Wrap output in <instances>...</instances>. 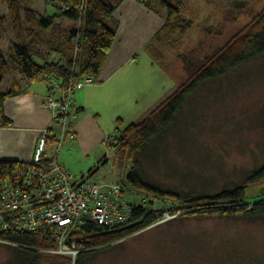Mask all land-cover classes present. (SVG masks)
<instances>
[{"label":"rangeland","instance_id":"rangeland-1","mask_svg":"<svg viewBox=\"0 0 264 264\" xmlns=\"http://www.w3.org/2000/svg\"><path fill=\"white\" fill-rule=\"evenodd\" d=\"M171 1L182 3V14L191 19L193 25L174 39H154V45L162 51V65L170 77L159 72L164 75L153 79L163 83L146 96L129 95L134 84L125 86L122 89L125 97L114 105L117 110L113 123L118 116L123 118L124 126L135 116V121L142 120L161 99H166L188 79L184 56L199 59L215 53L243 34L256 15L264 10V0ZM151 2L161 8L160 0ZM20 5L23 6L21 28H14L7 0H0V14L7 18L8 43L19 42L24 28L38 30L35 25L24 24V7L29 6L42 15L64 9L63 4L53 5L47 0H20ZM57 24L58 30L79 26L67 17L60 18ZM148 66L146 62L138 67L145 72ZM13 78L12 73L5 75L6 84ZM80 93L81 90L78 95ZM151 106L154 107L150 109ZM108 117L110 115L103 114L106 122ZM66 144L63 150L61 146L58 157L67 156L72 166L69 169L76 175L90 173L95 180L124 181L125 195L131 198L143 193L139 189L130 191L126 177L131 162L126 159L122 162L107 145H98L88 153L80 146ZM139 158L140 174L145 181L163 190L183 192L184 196L191 190L198 196L217 194L225 188L243 184L253 171L264 165V54L200 85L177 122L154 140ZM90 169L93 170L89 172ZM147 198V202L151 201L149 210L162 214L160 222L99 251L88 264H264V219L196 215L167 219L163 215L166 212L192 210L186 203L182 208L178 200ZM186 199L191 200L182 201ZM261 199H264V180L246 189L248 202ZM43 252L54 254L49 250ZM19 261L15 245L0 241V264H19ZM41 264H50V261L45 259Z\"/></svg>","mask_w":264,"mask_h":264},{"label":"trees","instance_id":"trees-1","mask_svg":"<svg viewBox=\"0 0 264 264\" xmlns=\"http://www.w3.org/2000/svg\"><path fill=\"white\" fill-rule=\"evenodd\" d=\"M51 4L61 3L64 9L55 14H38L33 8L26 6L25 22L35 25L38 30L24 33L19 42L8 43L7 18L0 14V86L5 75L12 73L14 82L7 92H0V126H11L12 120L5 114L4 103L7 98L21 93L23 82L32 84L43 81L48 87L52 79L56 80L61 90L67 89L72 82L87 76H93L97 82L107 55L116 39L119 22L114 14L124 0H47ZM147 8L164 18V24L155 36V41L174 39L192 27L193 21L182 14V3L171 0H160L159 6L151 0H140ZM9 15L13 19L11 25L21 28L20 13L23 8L20 0H7ZM157 8V9H156ZM62 17L75 22L77 28L58 30V20ZM62 29V28H61ZM58 30V31H57ZM157 61L162 62V51L153 43L147 47ZM264 54V10L256 15L246 31L206 57L193 59L183 57L184 69L188 79L175 89L165 100L149 111L140 121L124 126L123 118L117 119L114 139L108 138L107 147L120 160L131 162L126 183L130 191L141 190L139 194L151 197L178 200L184 207L188 205L192 211L184 213L174 211L176 217L216 216L237 217L247 220L264 219V199L256 202L246 200V189L250 184L264 180V165L253 171L241 185L225 188L217 194L198 196L191 190L184 196L177 190H163L149 184L140 174L139 156L149 145L163 136L183 113L190 97L200 85L226 75L256 56ZM77 103V102H76ZM75 112L76 106H75ZM60 132H55L50 145L63 140ZM59 159V157H58ZM51 159H44L41 165L22 163L17 159H0V193L3 182L13 179L19 171L29 170L35 166L49 167ZM123 162V161H122ZM61 163V162H60ZM63 164V163H62ZM64 165V164H63ZM121 181V180H120ZM125 194V182L121 181ZM185 198H190L184 200ZM151 199V200H153ZM137 207L134 219L130 224L119 229L110 230L88 222L72 235L80 249L76 263L67 256L45 254L43 250L55 247V241L43 233L27 231H10L1 234L4 242L15 245L19 264H41L49 259L50 264H88L99 251L120 242L144 229L153 226L160 219V211H150L148 205ZM186 203V204H185ZM174 219V217H173Z\"/></svg>","mask_w":264,"mask_h":264},{"label":"built area","instance_id":"built-area-1","mask_svg":"<svg viewBox=\"0 0 264 264\" xmlns=\"http://www.w3.org/2000/svg\"><path fill=\"white\" fill-rule=\"evenodd\" d=\"M93 82L94 77L87 76L61 90L60 84L52 79L44 107L53 112L54 126L62 138L69 133L76 117L78 92ZM53 134L50 128L44 131L33 160L34 164L41 165L44 159H51L48 168L35 166L22 170L3 182L0 235L10 231L43 233L55 241V247L49 252L70 257L76 263L83 250L72 239L75 231L88 222L110 230L127 226L134 219L137 207L147 205L149 198L125 195L120 180L106 182L93 179L92 174L76 175L60 163L61 142L50 145ZM163 215L171 219L177 213ZM0 241H3L1 236Z\"/></svg>","mask_w":264,"mask_h":264},{"label":"crops","instance_id":"crops-1","mask_svg":"<svg viewBox=\"0 0 264 264\" xmlns=\"http://www.w3.org/2000/svg\"><path fill=\"white\" fill-rule=\"evenodd\" d=\"M115 16L119 22L116 39L95 86L88 89L89 85H86L77 96L76 117L69 133L62 140V150L66 143L80 146L88 153L94 151L98 145H107L108 138L115 133L117 127V117L113 123V116L117 110L114 105L117 100L125 97L122 95V89L134 84L129 95L146 96L155 92L159 83H163L155 81L154 76L166 74L167 78L170 77L162 62L157 61L147 50L162 28L164 18L147 8L140 0H125ZM146 62L149 66L144 72L143 68L138 66ZM13 82L14 78L8 84L4 79L0 92L9 91ZM22 85L24 90L7 98L4 103L5 114L12 120V125L0 126V159L13 158L22 163H32L43 132L48 128L54 133H58L59 130L54 126L53 112L44 107L47 83L23 82ZM163 100L165 99H161L156 105ZM103 114L106 117L110 115L107 122ZM135 120L136 116L128 122L132 123ZM59 160L64 166L72 169L67 156H62V159L59 157Z\"/></svg>","mask_w":264,"mask_h":264},{"label":"bare ground","instance_id":"bare-ground-1","mask_svg":"<svg viewBox=\"0 0 264 264\" xmlns=\"http://www.w3.org/2000/svg\"><path fill=\"white\" fill-rule=\"evenodd\" d=\"M44 133V132H43ZM43 135V134H42ZM59 142H61V146H62V140L61 141H59ZM36 152V151H35Z\"/></svg>","mask_w":264,"mask_h":264}]
</instances>
